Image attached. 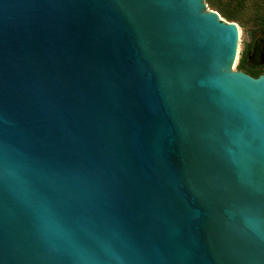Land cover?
<instances>
[{"label": "water", "instance_id": "obj_1", "mask_svg": "<svg viewBox=\"0 0 264 264\" xmlns=\"http://www.w3.org/2000/svg\"><path fill=\"white\" fill-rule=\"evenodd\" d=\"M238 38L206 0H0V264H264Z\"/></svg>", "mask_w": 264, "mask_h": 264}, {"label": "rangeland", "instance_id": "obj_2", "mask_svg": "<svg viewBox=\"0 0 264 264\" xmlns=\"http://www.w3.org/2000/svg\"><path fill=\"white\" fill-rule=\"evenodd\" d=\"M206 2L208 9L217 11L224 20L238 25V51L233 68L251 74L248 69L240 68L239 65L241 61H247L249 49L255 45L259 46L258 40L264 38L263 0H206ZM223 12L231 14L232 17H227ZM254 68L260 74L264 73V65Z\"/></svg>", "mask_w": 264, "mask_h": 264}, {"label": "trees", "instance_id": "obj_3", "mask_svg": "<svg viewBox=\"0 0 264 264\" xmlns=\"http://www.w3.org/2000/svg\"><path fill=\"white\" fill-rule=\"evenodd\" d=\"M239 1H242V0H239ZM244 1V0H243ZM263 3H264V0H263ZM224 13V15H226L227 17H232V15L231 14H229V13H227V12H223ZM240 68H246V69H248L249 70V72L251 73V75H254V76H259L260 75V73H259V71H257L255 68H254V66H252V65H250L249 63H248V61H241V63H240Z\"/></svg>", "mask_w": 264, "mask_h": 264}, {"label": "flooded vegetation", "instance_id": "obj_4", "mask_svg": "<svg viewBox=\"0 0 264 264\" xmlns=\"http://www.w3.org/2000/svg\"><path fill=\"white\" fill-rule=\"evenodd\" d=\"M259 42H264V38H261L258 40ZM256 46V45H255ZM255 46H252L250 49H249V53H248V58H247V61L249 60L250 56L253 54V51H254V48Z\"/></svg>", "mask_w": 264, "mask_h": 264}]
</instances>
